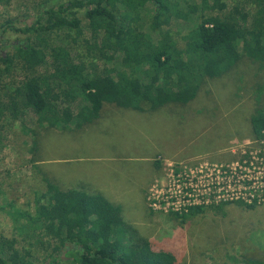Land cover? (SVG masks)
<instances>
[{"label":"rangeland","instance_id":"rangeland-1","mask_svg":"<svg viewBox=\"0 0 264 264\" xmlns=\"http://www.w3.org/2000/svg\"><path fill=\"white\" fill-rule=\"evenodd\" d=\"M64 1L69 0H59ZM171 2L186 17L172 21L169 28L178 54L189 50L181 36L198 16L234 13L247 19L249 14L242 0L209 2L211 10L203 11L199 0ZM187 3L189 7L197 3L196 14L184 8ZM43 4L0 0V53L19 67L24 56L15 45L25 35L11 29L31 24L33 9H44ZM8 18L11 29L3 31ZM51 35L54 38L39 54L41 71L57 72V60L71 55L72 47L78 51L73 56L83 60L86 68L106 65L92 61L86 33H74L65 41L58 31ZM4 66L0 64V70ZM235 67L213 87L214 98L211 90L206 91L204 99L193 105L194 112L206 110L211 119L186 116L183 107H165L144 116L119 109L88 124L82 133L59 132V127L42 132L45 126L17 100L13 101L18 112L4 111L10 105L7 95L15 91L23 73L13 71L12 84L8 76H0V235L15 238L18 249L37 256L31 242L23 240L21 221L25 214L35 213L37 200L45 204V180L59 177L73 184L84 181L85 188L119 205L123 221L135 228L137 236L149 242L152 251L173 254L176 264L264 260V143L251 137L248 123L255 104L249 95L264 83V69L246 57ZM3 84L8 88H2ZM119 84L138 86L133 75H126ZM67 100L52 96L53 112L60 120L76 111L74 101ZM87 113L84 110L82 117ZM36 131L44 134L39 140L34 138ZM194 209L200 210L195 213Z\"/></svg>","mask_w":264,"mask_h":264},{"label":"trees","instance_id":"trees-1","mask_svg":"<svg viewBox=\"0 0 264 264\" xmlns=\"http://www.w3.org/2000/svg\"><path fill=\"white\" fill-rule=\"evenodd\" d=\"M40 1L45 8H34L33 21L25 28L11 29L9 18L3 23V31L6 27L25 35L15 45L24 57L19 67L0 53V64L5 65L0 76H8L12 84V72L22 71L15 91L7 95L10 105H5L4 111L10 115L18 112L13 101L17 100L40 126H45L41 130L44 133L55 127L59 132L82 133L88 124L119 109L144 116L165 107H183L186 116L211 119L206 110L193 111L206 91L211 90L209 95L214 98L210 94L213 87L243 57L264 69V0H242L249 7L247 19L234 13L198 16L181 36L189 49L184 54L176 52L169 28L172 21L186 17L172 0H144L142 4L141 0ZM199 2L203 11L210 9L209 2L215 4L217 0ZM196 6L187 3L184 8L196 14ZM52 31H58L63 41L72 39L74 33H86L92 61L106 65L102 69L92 64L86 68L83 60L73 56L78 51L72 47L71 55L57 60V72L41 71L38 67L43 58L39 54L54 38ZM126 75H133L138 86L120 85ZM2 88L8 86L3 84ZM52 96L74 101L76 111L70 118L57 117ZM249 98L255 103L248 118L249 133L255 141L263 142L264 83L257 85ZM82 110L88 111L85 118ZM42 132L36 131L34 138L41 139ZM33 145L36 150L38 144ZM60 179L45 180V204L37 200L35 213L25 214L21 221L23 240L31 242L37 256L18 249L15 238L0 235V264H176L173 254L154 252L149 242L137 236L135 228L123 221L119 205L85 188L81 184L84 181L73 184ZM255 264H264V260Z\"/></svg>","mask_w":264,"mask_h":264},{"label":"built area","instance_id":"built-area-1","mask_svg":"<svg viewBox=\"0 0 264 264\" xmlns=\"http://www.w3.org/2000/svg\"><path fill=\"white\" fill-rule=\"evenodd\" d=\"M261 143H264V141H263V142H261ZM262 172H264V165H263ZM260 184H262V182H261V181H260Z\"/></svg>","mask_w":264,"mask_h":264}]
</instances>
